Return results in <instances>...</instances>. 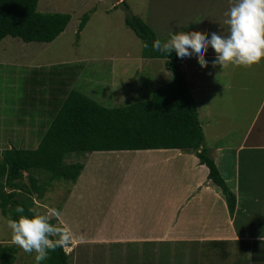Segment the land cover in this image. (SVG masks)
<instances>
[{
    "label": "rangeland",
    "instance_id": "rangeland-1",
    "mask_svg": "<svg viewBox=\"0 0 264 264\" xmlns=\"http://www.w3.org/2000/svg\"><path fill=\"white\" fill-rule=\"evenodd\" d=\"M117 0H40L38 5V11L41 13H67L72 15V24L61 34L56 41L52 43H24L20 38L7 37L0 42V75L3 81L0 82V150L11 147L22 148H36L39 141L35 137V132L28 123L21 125L16 124L14 119V105L10 108L9 92L6 98L5 93L2 94V89H6V82L13 81L15 84L19 83L22 79L20 75L23 74L24 69L36 67L38 65L48 66L55 62L57 63H75L76 60L87 59L84 64V70L81 73L80 78L76 84V90L81 91L90 98L97 101L102 106L109 108L121 107L131 105L137 102L148 101L151 99L152 91L164 84L171 82L174 79V75L165 74L163 68V60L152 59L140 63L139 55L143 51V42L133 30L126 25V10L121 3L124 0H118L120 3L115 4ZM167 0H126L129 6V14L132 16H138L142 18L155 32L158 38L164 37L166 33H171L175 30L176 22H171V14L175 11L181 12V5L177 4L173 0L166 2ZM164 5V7L162 6ZM196 6V5H194ZM194 6H186L188 12ZM85 13L90 14V22L87 28L77 35L78 27L81 22V18ZM149 18V21L146 19ZM168 18V21H166ZM170 24L169 28L165 25ZM130 55L132 58L126 61L120 58ZM22 61L26 68H16L9 63H15ZM4 64V65H2ZM142 64V68L139 72H135ZM57 65V64H56ZM154 66V67H153ZM194 66V65H192ZM122 68H125L127 75L122 78ZM199 74L195 76V80L202 79L201 84L205 89L207 85L212 87L211 91L196 92L195 97L197 99L198 110L201 114V120L205 123L208 117H205L206 111L231 114L237 110L241 112V116H245L250 112H255L261 101L258 103V99L261 95H264V86L259 85L258 79H250V74H247V78L250 81L249 90L244 85L243 77L238 78V86H234L235 95L238 98H244L242 100H234L228 97L229 89L223 88L224 93L219 94L216 87L224 86L222 80H219L206 73L207 67H200ZM162 70V71H160ZM239 73H243L242 68L238 69ZM166 75V76H165ZM242 75V74H241ZM0 76V77H1ZM131 79H128V78ZM130 82L133 83L125 90L127 95H123L119 89L115 93V89L112 88L109 82ZM241 80V81H240ZM264 81V80H262ZM2 83V84H1ZM205 83V84H204ZM207 84V85H206ZM16 87H14V90ZM234 92V90H233ZM16 99V92H12ZM125 94V93H124ZM243 95L247 96L244 97ZM124 96V98L122 97ZM126 96V97H125ZM120 97H122L120 99ZM249 98V99H248ZM208 99V100H207ZM210 99V100H209ZM248 100V101H247ZM209 101V102H208ZM241 102V105L239 104ZM243 135V134H239ZM260 135L257 131V127L251 133V137ZM264 137V133L261 134ZM264 142V141H263ZM116 152V156L120 157L122 153H127L129 162L123 163L122 160L112 159L105 154L112 153H87L72 155L69 163L90 161L89 169L87 170L89 182L92 187L89 189L86 200L89 197H94L97 200L102 201L100 206L92 205L87 211L88 202H84L82 205V211L74 203H70L67 207V218L73 217L75 212L72 210L77 209L78 218L83 221L90 218H96L97 222H100L105 211L107 210V194L117 193L127 194L138 189L140 181L152 190L151 178L149 173L140 176L144 170L138 168L139 156H148L150 154L140 153L139 151ZM130 152H135V155ZM158 155V154H155ZM238 165L236 168L231 166L232 171L236 174V180H238V194L241 199V207H247L249 214L252 217L246 220H235L234 227L232 228L237 232L244 231L249 234H260L264 232V151L263 150H244L237 157ZM94 162V163H93ZM102 163L101 168H97V164ZM241 165V166H240ZM177 177L174 180V187H177L179 179L182 178L184 167L177 168ZM99 180L96 183H92L91 180H95V176ZM226 175V174H225ZM26 176V174H25ZM93 177V179H91ZM46 177L43 180L46 181ZM43 181L42 179H39ZM25 181L28 182L27 178ZM235 182H231L232 187ZM98 184V185H97ZM193 184L191 183V186ZM160 186V184H159ZM74 184L66 182L64 180L54 181L50 185H46V192L43 198H38L34 194L35 204L32 208L35 213H44L48 209H56L60 212L61 207L68 201V198L73 191ZM126 187H128L126 189ZM106 193V198L101 197V191ZM156 191L159 188L155 189ZM154 190V191H155ZM99 191V193H97ZM153 191V193H154ZM220 194H222L220 192ZM160 195V194H158ZM131 198H134L132 196ZM196 210H206L208 204L202 201L195 200L190 205ZM190 207V208H191ZM88 212L90 215H88ZM94 216V217H93ZM197 217V214L193 212V215ZM207 217V215H206ZM9 219L4 217L0 210V243L1 244H14L11 239V229L7 225ZM52 221L60 223L56 218ZM225 221V217H223ZM86 225L85 231L89 223ZM106 231L109 233L116 231L113 225L108 229L105 223H102ZM92 231V230H91ZM88 231L86 234L91 233ZM96 233L97 230H94ZM107 232V234H108ZM110 233V234H111ZM19 249L17 260L15 264H29L34 262L35 253H26L18 245ZM139 249L142 252L138 251ZM92 245L83 244L78 246L77 253L78 259L81 262L78 264H86L90 255L96 254L100 256L99 261H94L91 264H199L200 257L202 255L201 249L198 247L180 246V245H161L158 246V252L154 253L153 249L157 246H124L123 244H103L96 245L95 248ZM67 252H70L69 245L64 247ZM198 252V253H196ZM70 256L73 257L72 253Z\"/></svg>",
    "mask_w": 264,
    "mask_h": 264
},
{
    "label": "trees",
    "instance_id": "trees-1",
    "mask_svg": "<svg viewBox=\"0 0 264 264\" xmlns=\"http://www.w3.org/2000/svg\"><path fill=\"white\" fill-rule=\"evenodd\" d=\"M39 1L0 0V42L13 37L24 43H52L65 32L71 15L41 13ZM121 5L126 10V25L143 42L142 56L166 60V67L174 79L155 88L148 101L112 108L76 90L84 62L28 67L20 75L22 79L18 84L7 80L2 94L5 90L7 95L10 93L7 103L10 108L15 107L12 109L16 124L28 123L39 144L36 148L17 146L0 150V210L4 217L16 219L20 215L14 211L18 204L25 208L24 214L35 213L32 209L36 205L34 194L43 198L47 184L60 180L77 183L85 164L69 163L72 155L157 149L196 153L200 163L208 169L209 181L225 197L230 216L235 215L237 196L227 185L205 144L197 103L182 70L181 58L174 51L167 56L154 50L152 43L159 39L155 32L142 18L129 14L126 0ZM89 19V13L82 16L78 36ZM12 92H16V99ZM212 244L215 246L212 251L195 246L202 253L199 264H217L227 258L232 264L264 262V251L252 250L254 243L249 240ZM18 252L16 244L0 243V264H15ZM70 253L58 247L41 264L81 262L80 259L75 262ZM249 255H252L250 260L243 259Z\"/></svg>",
    "mask_w": 264,
    "mask_h": 264
},
{
    "label": "crops",
    "instance_id": "crops-1",
    "mask_svg": "<svg viewBox=\"0 0 264 264\" xmlns=\"http://www.w3.org/2000/svg\"><path fill=\"white\" fill-rule=\"evenodd\" d=\"M171 1L172 0H167L166 2ZM174 2L176 4L178 2L182 7L181 12L175 11L174 14H171V18L169 19L171 22L177 23L174 31H195L207 37L211 32L220 33L222 31L221 25H223L225 19L224 13L230 7L232 0H173V3ZM119 3L120 2L117 0L115 4ZM162 6L164 7V5ZM186 6L194 7L191 9V12H188L185 8ZM71 17L73 16L71 15ZM146 20L149 21V18ZM166 21H168V18H166ZM89 22L90 19L84 30L87 28ZM71 24L72 18L67 29ZM165 26L166 28H169L171 25L167 24ZM223 28L226 29L227 25H223ZM67 29L65 31H67ZM169 34L170 33H166L164 37L159 39L162 41L166 40ZM215 57L216 53L213 49L209 48L205 54V59L209 61V65L205 71L207 74L212 75L211 78L214 77L215 81L217 78L222 80L221 83L224 84L225 82L223 87H221V85L219 87L215 86V89L218 90L219 94L224 93L223 88H228L229 98L237 101L244 99L236 97L235 91L238 88L234 89V86L236 88V86H238L237 83H239L237 81L238 78L243 77L244 85H246V89L249 90L251 86L250 81L247 78L249 75L247 74H250V79L257 78L260 83L259 85L262 87L264 86V81H262L264 80V59L251 66L229 64L222 69L219 65H212L211 61H213ZM131 58L130 55H125L120 59L126 61ZM138 59L140 63L152 60L144 58L142 53L139 55ZM158 60H163L165 74L167 75L168 73L169 75H172L166 67V60ZM75 62L86 63L87 59H80ZM56 64L67 63L55 62L48 66ZM142 64L138 66L139 68L135 72H139L142 68ZM8 65H12L16 68L27 67L19 60L15 63L8 62ZM40 66L43 65L41 64L36 67ZM181 66L185 73L186 80L189 83L190 92L197 103V99L194 96L196 92L211 91L213 88L206 84L207 87L202 89L204 88L203 86H205L201 84L203 80H195V76L199 74L201 69V65L195 58V54H193L192 59L181 58ZM241 68L243 73H239L238 71V69ZM122 70V78H124L127 75L128 70L126 71L125 68H122ZM128 79L131 78L129 77ZM132 83V81H114V83L109 82L106 85L109 86L110 84V86L115 89V93H117L116 90L119 89L123 92V95H127L128 92L125 88L131 86ZM243 96L247 97L245 95ZM122 97L124 98V96ZM122 97H120V99ZM260 101L261 103L259 106H256V111L250 112L249 116L248 114L241 116V112L239 113L237 110L231 112V114H219L207 110L204 114L205 117H208L205 123L201 120V114L198 110L200 122L205 135V144L209 148L210 154L215 160L223 178L226 180L227 185L237 196V210L233 217L230 216L225 197L223 194H220L221 191L209 181L208 169L205 165L200 163L196 153L183 152L177 149H157L139 150L140 153L150 154L147 157L139 156L138 168L140 170H146L140 174V176H143L146 173L152 175L153 178H151L150 184L152 190H149L140 179H135L141 184L136 191L129 192L128 194V191H126L124 195L120 194V192L119 194L118 192H108L107 198L109 199L106 200L108 204L107 210L100 222H97L96 218L91 219V216H88L87 220L81 221L78 218L81 214L77 213V209L72 210L75 212V215L73 214L72 219H68L67 207H69L70 203H74L78 206L80 211L83 209L82 205L84 206V202L89 201L87 211L92 205L100 206L102 203V201L97 200L94 197H89V200H86L85 196L89 193V189L92 185L88 183L90 180L87 173L90 161L85 162V169L77 183L74 184V189L71 191L68 201L65 202L63 207H61V215L58 218V221L67 226L72 232L73 238L72 242L69 244V249L73 254L75 262H78L79 260L77 256L78 246L87 244L91 246L93 245V248H95L96 245L112 244L115 242L117 244H123L124 246H157V248L155 247L153 249V252L157 253L158 246L161 245L201 246V248H205L206 251H212L215 249V246L212 244L213 242L249 240L251 243H254L251 245L252 250L259 248L264 251V244L261 243L264 242V240L260 239V237L264 235V232L247 235L244 231L236 232L232 228V226L234 227L235 220H246L247 218L252 217L249 214L247 207H241V199L237 189L239 184L238 180L235 181L237 177L232 171L231 166H236V168H238L237 157L238 154H241L244 150L264 151V137L261 135L264 133V95H261L258 99V103ZM239 104L241 105V102H239ZM256 127L260 135H254L251 137V133ZM116 152L106 151L103 153H112L105 154V156H108L105 158L107 160L109 157H112V159L116 157V159L122 160L123 163L131 160L128 158V151H122L127 153H122L123 155L120 157L116 156ZM95 153L97 152H94V154ZM130 153L135 155V152ZM233 164H235V166ZM102 166V163L97 164V168H101ZM179 167H184V172H180L183 174V177L179 179L177 187H174L173 183L178 175L177 168ZM94 176L95 180H91L92 183L99 181L96 180L98 177H96V175ZM91 179H93V177H91ZM232 181L235 183L231 187L230 183ZM191 183L193 184L192 186ZM127 188L128 187H126V189ZM157 188H159L158 191L155 190ZM97 193H99V191H97ZM132 196H134V198H131ZM101 197L103 198L104 203V199L106 198L104 190L101 191ZM195 200L202 201L203 203L206 202L208 204L207 209L196 210L192 208L190 205H192ZM193 212L197 214V217L192 216ZM90 213L92 212H88V215H90ZM223 217H225V221H223ZM84 223H89L88 227L90 228H87L86 231V225ZM102 223H105L108 229L113 225L116 231H113L112 233L110 232V234L105 228H99L105 227ZM94 230H97L98 232L96 233ZM88 231H91V233L86 234ZM138 251L142 252L139 249V246ZM251 256L252 255L243 257V259L245 260L247 258L246 260H250ZM100 258L101 257L96 254L90 255L89 260H87L90 261V263L86 262V264L99 261ZM232 262L233 261L230 260V258H227L226 261L217 264H232ZM250 264H264V262L255 263V261H250Z\"/></svg>",
    "mask_w": 264,
    "mask_h": 264
},
{
    "label": "clouds",
    "instance_id": "clouds-1",
    "mask_svg": "<svg viewBox=\"0 0 264 264\" xmlns=\"http://www.w3.org/2000/svg\"><path fill=\"white\" fill-rule=\"evenodd\" d=\"M224 15L223 25L227 28L221 25L220 33L211 32L205 37L199 32L177 30L166 40H154L152 48L167 56L174 51L178 58L192 59L195 54L201 67L205 68L209 65L205 59L209 48L216 53L212 65L222 69L229 64L251 66L264 59V0H232ZM144 46L148 47V44ZM14 211L20 215L7 221L12 242L26 253H35L34 264H41L50 252L72 242L73 235L67 226L51 222L61 215L58 210L26 215L25 208L18 204ZM260 239L264 240V235Z\"/></svg>",
    "mask_w": 264,
    "mask_h": 264
},
{
    "label": "built area",
    "instance_id": "built-area-1",
    "mask_svg": "<svg viewBox=\"0 0 264 264\" xmlns=\"http://www.w3.org/2000/svg\"><path fill=\"white\" fill-rule=\"evenodd\" d=\"M67 253H69V252H67Z\"/></svg>",
    "mask_w": 264,
    "mask_h": 264
}]
</instances>
